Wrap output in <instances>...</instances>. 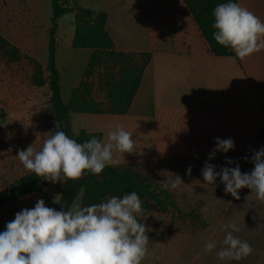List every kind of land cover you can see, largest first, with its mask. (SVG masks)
<instances>
[{"label": "rangeland", "instance_id": "374dc122", "mask_svg": "<svg viewBox=\"0 0 264 264\" xmlns=\"http://www.w3.org/2000/svg\"><path fill=\"white\" fill-rule=\"evenodd\" d=\"M111 1L114 0H79L78 4L94 9L95 12H111ZM119 1L124 4L135 2ZM22 2L20 7L12 9L13 13L8 10V18L1 24L0 30L10 37L6 39L11 45L19 49L18 54L0 50V192L8 184L29 173L17 158V151L26 150L31 144L39 150L48 133L57 127L55 117L50 113L48 85L38 87L33 80L35 62L44 68V77L48 74L45 67L48 61V29L53 16L52 0H32L28 5L25 0ZM73 33L74 13H69L59 20L57 32V67L60 70L62 99L66 103L87 68L89 59L85 61L82 55L88 56L91 52L72 47ZM99 78L100 74H95L94 96L97 101L104 103L105 92L98 83ZM113 120L117 123L114 127L109 123ZM122 120V116L112 114L71 115L75 135L84 130L90 134H100L101 139L100 132H110L120 126L118 122ZM262 147L264 144H255L247 152H217L210 163L216 166V171H220L221 166L235 167L238 163L241 172L247 173L254 168L250 162L254 151ZM127 155L114 152L112 164L121 165L156 187H163L167 183V190L179 211L185 214L195 211L205 224L201 228L198 220H184L178 210L162 209L151 202L147 210L137 215L138 222L148 228L150 240L142 264H264V202L250 195L249 189L239 190L240 199L236 200L230 193H225L219 177L214 184L204 182L201 173L204 163H116L126 159ZM228 159L233 163L227 164ZM189 166L190 175L187 172ZM174 175H179L183 183L172 189ZM63 185L43 182L44 191L51 200L55 197L60 199ZM38 199H41L40 195L33 194L0 209V232L6 229L9 221L14 220L17 212L33 208ZM82 199L83 193H80L73 205L84 207ZM230 222L239 228V232H233V235L247 241L254 249L251 255L240 261L220 260L216 256V252L223 247L222 240L226 235L220 230L221 226ZM210 240L215 241L217 247L208 253L205 245Z\"/></svg>", "mask_w": 264, "mask_h": 264}, {"label": "crops", "instance_id": "0c3cea01", "mask_svg": "<svg viewBox=\"0 0 264 264\" xmlns=\"http://www.w3.org/2000/svg\"><path fill=\"white\" fill-rule=\"evenodd\" d=\"M22 1L0 0V30L8 10L13 13ZM68 1L79 6V0ZM109 4L107 29L116 49L150 56L132 105L118 122L137 148L116 163H205L216 137L232 138V153L264 144L258 139L264 125V50L243 61L211 54L182 0ZM238 4L264 21V0ZM91 55L82 56L87 61ZM100 133L106 143L109 131Z\"/></svg>", "mask_w": 264, "mask_h": 264}, {"label": "clouds", "instance_id": "9594fccd", "mask_svg": "<svg viewBox=\"0 0 264 264\" xmlns=\"http://www.w3.org/2000/svg\"><path fill=\"white\" fill-rule=\"evenodd\" d=\"M213 16L214 40L230 48L241 61L264 50V21L247 8L233 2L221 3ZM214 139L216 147L201 169L204 182L214 184L219 177L225 193L236 200L240 199L239 190L247 188L250 195L264 202V147L254 151L250 160L254 168L250 172L242 173L238 163L216 171L208 161L217 152L234 150L235 142L232 138ZM117 151H135L132 133L121 126L108 133L106 143L95 137L78 143L56 127L39 150L31 144L26 150H18L16 156L27 171L55 184L79 179L85 171L99 175L113 163V153ZM226 162L233 163L231 159ZM187 172L191 174V166ZM181 183V177L174 175L171 188ZM163 187L167 189L169 185L164 183ZM52 202L61 204L59 211L38 199L33 208L22 209L6 224L0 232V264H142L150 240L148 228L137 219L144 209L136 192L122 198L111 196L91 206L73 205L68 210L57 197ZM220 230L226 235L223 247L216 252L218 259L240 261L253 253L247 241L233 235L239 232L235 223H226ZM216 247V242L210 240L205 251L210 253Z\"/></svg>", "mask_w": 264, "mask_h": 264}, {"label": "trees", "instance_id": "16d2710c", "mask_svg": "<svg viewBox=\"0 0 264 264\" xmlns=\"http://www.w3.org/2000/svg\"><path fill=\"white\" fill-rule=\"evenodd\" d=\"M194 22L198 26L202 37L207 42L210 53L218 57H234L235 53L213 38V12L221 3H238V0H182ZM53 16L48 29V61L45 67L48 73L43 76L41 64L35 62L34 84L49 87L50 113L55 117L57 128L64 131L78 143H84L95 137L101 140L100 134H90L81 130L75 135L72 130V114L92 115H124L130 109L142 81L146 66L150 62L147 53L118 51L107 29L108 16L105 12H95L91 8L70 6L68 0H52ZM74 13V49H88L92 51L83 79L73 89L69 102H64L61 95L60 72L57 67V32L59 20ZM0 50H10L19 53V49L0 35ZM18 55L15 56V59ZM100 74L98 83L105 92V102L100 103L94 96V76ZM258 139L264 143V125L258 134ZM42 178L34 173H27L16 181L8 184L0 192V209L19 202L23 198L39 194L46 206L60 210L61 204H54L44 191ZM136 192L142 202V208L147 210L152 203L162 209L180 210L171 193L156 187L151 182L140 179L135 173L125 170L121 165H107L99 175L85 171L76 180H67L63 185L60 201L65 210L71 207L80 193H83V206H91L106 201L111 196H124L129 192ZM184 220L197 221L201 228L205 226L200 215L195 211L187 214L179 211Z\"/></svg>", "mask_w": 264, "mask_h": 264}]
</instances>
